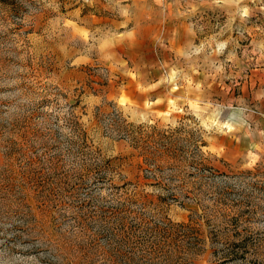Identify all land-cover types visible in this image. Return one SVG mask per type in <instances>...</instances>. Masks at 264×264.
I'll return each instance as SVG.
<instances>
[{
	"label": "rangeland",
	"instance_id": "rangeland-1",
	"mask_svg": "<svg viewBox=\"0 0 264 264\" xmlns=\"http://www.w3.org/2000/svg\"><path fill=\"white\" fill-rule=\"evenodd\" d=\"M173 1L0 0V264H264V0Z\"/></svg>",
	"mask_w": 264,
	"mask_h": 264
},
{
	"label": "crops",
	"instance_id": "crops-1",
	"mask_svg": "<svg viewBox=\"0 0 264 264\" xmlns=\"http://www.w3.org/2000/svg\"><path fill=\"white\" fill-rule=\"evenodd\" d=\"M244 0H174V3L179 4H194L201 8L203 5L212 7L217 10H224L226 12L233 11L236 4ZM162 3V2H161ZM149 17V16H147ZM165 27L159 22L145 21L143 24L135 25L130 30L121 32V45L125 46L130 52H134L129 57L132 64V69L136 72L135 80L132 83L139 84L141 88L149 87L147 93L144 95L155 94V91L162 93L160 85L163 84L159 78H151L148 80V73L155 67L154 49L161 51L163 56L168 54V50L174 48V39L166 34ZM115 40L117 38L115 37ZM172 42V43H171ZM171 45V46H170ZM242 82L243 95L248 98L257 99L258 101V119L264 120V65L255 68ZM145 75V76H143ZM143 96V97H144ZM156 99V96H153ZM163 97V96H162Z\"/></svg>",
	"mask_w": 264,
	"mask_h": 264
}]
</instances>
